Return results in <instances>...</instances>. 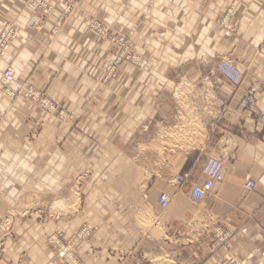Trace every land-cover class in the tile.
<instances>
[{"label":"rangeland","instance_id":"rangeland-1","mask_svg":"<svg viewBox=\"0 0 264 264\" xmlns=\"http://www.w3.org/2000/svg\"><path fill=\"white\" fill-rule=\"evenodd\" d=\"M228 1L217 11L216 0H0V263L82 264L92 226L72 236L64 227L87 196L147 147L207 130L209 93L193 86L192 68L209 83L212 67L234 87L244 77L241 59L212 58V16L239 30L229 21L240 0ZM259 49L264 39L242 64L264 65ZM226 63L241 72L236 82ZM253 220L218 246L224 264H264V227Z\"/></svg>","mask_w":264,"mask_h":264},{"label":"crops","instance_id":"crops-1","mask_svg":"<svg viewBox=\"0 0 264 264\" xmlns=\"http://www.w3.org/2000/svg\"><path fill=\"white\" fill-rule=\"evenodd\" d=\"M223 2L216 0L217 11L230 6L228 0ZM236 8L240 16L229 22L238 25L237 33L212 16V58L241 59V83L232 86L216 67L210 83L204 79L208 77L196 80L198 72L192 68L193 86L209 93L202 119L208 122L207 130L183 143L177 138L182 146L162 151L147 147L143 161L120 163L126 170L122 176L94 199L87 196L88 209L84 201L64 227L72 236L82 225L92 226L80 245L82 264H224L226 248L212 247L215 231L243 234V229L250 233L257 227L253 216L264 204V65L247 67L242 59L254 57L264 39V0H240ZM247 10L255 13L243 12ZM161 134L159 138H165ZM218 153L224 161V181L202 201L193 202L191 184L180 185L173 176L190 172L192 182L203 183V163ZM248 178L257 185L245 192ZM162 193L169 197L166 209L159 204Z\"/></svg>","mask_w":264,"mask_h":264},{"label":"built area","instance_id":"built-area-1","mask_svg":"<svg viewBox=\"0 0 264 264\" xmlns=\"http://www.w3.org/2000/svg\"><path fill=\"white\" fill-rule=\"evenodd\" d=\"M258 51L264 52V49H259ZM224 73L233 82H236L241 78V72L234 68L230 64H224ZM3 78L7 83H11L14 80V71L11 68H7L3 72ZM201 174L204 175L205 180L203 183L197 181L192 182V174L190 172L178 173L173 176L177 183L180 185L191 184L190 188V198L193 202L202 201L207 195L212 193L216 186L224 181L225 178V167L224 161L220 157H208L203 163ZM257 182L252 178H248L245 184V191L249 192L255 189ZM169 197L167 194L162 193L159 197V204L163 209H166L169 205ZM258 222V224L264 227V208L259 209L256 214H254L253 219ZM220 231V229H218ZM227 233V232H226ZM227 237L230 233L226 234ZM224 235V237L226 236ZM216 242L213 241L212 247L216 249L219 244L224 242V238L221 239V235H216ZM226 237V238H227Z\"/></svg>","mask_w":264,"mask_h":264},{"label":"bare ground","instance_id":"bare-ground-1","mask_svg":"<svg viewBox=\"0 0 264 264\" xmlns=\"http://www.w3.org/2000/svg\"><path fill=\"white\" fill-rule=\"evenodd\" d=\"M201 145V144H200ZM175 180V179H174ZM176 181V180H175ZM243 231L245 232V229H243ZM229 233V231H227V233H223L222 231H221V233H220V235H221V239H223L224 238V235H226V234H228ZM224 240H225V238H224ZM224 243V242H223ZM220 245V244H219Z\"/></svg>","mask_w":264,"mask_h":264}]
</instances>
